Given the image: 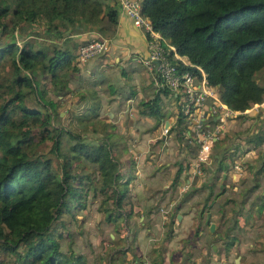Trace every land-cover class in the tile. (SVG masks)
I'll return each instance as SVG.
<instances>
[{"label":"trees","instance_id":"obj_1","mask_svg":"<svg viewBox=\"0 0 264 264\" xmlns=\"http://www.w3.org/2000/svg\"><path fill=\"white\" fill-rule=\"evenodd\" d=\"M139 3L153 28L177 53L200 66L227 106L243 110L263 100L264 84L255 75L264 67V0ZM116 7V0H0V264H86L83 254L61 250V233L54 231L52 222L63 212L75 217L94 199L97 210L116 229L119 225L122 233L129 230V209L123 207L128 201L127 180H120L122 170L110 146L107 128L111 125L102 123L99 128L83 123L89 134L70 130L55 121L57 102L45 96L47 90L55 95L68 90L66 69L76 57L67 46L71 35L84 30L111 35ZM182 68L195 71L193 65ZM157 100L153 95L140 103L149 114L159 116ZM169 129L189 145L183 114L176 113ZM97 132L99 137L87 138ZM47 141L54 158L38 148ZM189 151L195 154V148ZM212 160L215 166L209 169L215 177L226 165L220 154ZM263 165L264 160L253 175ZM175 172L172 186L178 169ZM258 185L254 179L245 192ZM261 191L254 197L257 213L264 208V180ZM116 216L124 222L115 224Z\"/></svg>","mask_w":264,"mask_h":264},{"label":"crops","instance_id":"obj_2","mask_svg":"<svg viewBox=\"0 0 264 264\" xmlns=\"http://www.w3.org/2000/svg\"><path fill=\"white\" fill-rule=\"evenodd\" d=\"M116 8L114 31L106 36L108 48L84 61L72 58L66 69L69 75L68 90L63 95L54 94L56 102L62 104L63 109L68 107L73 97L84 102L87 106L83 107V114L90 112L89 116H93L95 111V117L92 118L95 124L101 120L113 126L114 132L121 135L113 153L122 170L120 180H127L125 187L128 201L123 207L129 209L127 220L130 234L126 241L122 229L113 230L114 223L110 221L112 228H107V241L102 246L109 245L110 249L106 262L101 264H139L140 259H145L147 264L258 262L264 258V217H261L262 208L257 213L253 196L258 188L261 189L264 165L257 175H253V172L264 160V98L262 109H250L248 116L230 119L222 129V135L227 132L231 137L232 143L228 141L230 147L241 154H238L242 163L241 173H235L226 158L223 159L226 169L217 171L218 176L213 177L209 167L215 166L212 158L220 154L213 151L218 138L212 144V164L210 160L201 162V172H193L197 146L189 132L185 133L189 145L183 139L178 141L172 134L174 130L169 129L165 133L160 131L159 136L157 134V130L165 126V119L168 120L167 127L175 121L174 98L169 90L155 81L145 66L152 86L141 83L134 92L135 96L128 93V83L124 82L128 81V66L134 67L135 63L144 65L142 58L147 55L146 37L141 28L133 25L118 6ZM95 35L99 34L93 30L74 33L67 41V46L71 52H76L78 43ZM94 76L100 78L93 85L89 84L88 78ZM153 95L158 96L159 116L149 114L144 105L141 107V100ZM139 97L142 99L133 107L132 102ZM68 117L73 118V114L68 113ZM77 117V120L85 121L83 116ZM156 122H159L160 127L154 132L147 129L139 137L133 130L128 134V125L143 131L145 124L155 126ZM221 146H225L224 143ZM122 147L127 152L121 153ZM193 148L195 154L189 151ZM177 169L178 174L172 186ZM254 179L259 181L260 187L246 193L245 189ZM185 183V189L180 190ZM218 190L221 191L217 193ZM248 203L251 207L247 208ZM208 204V208L204 207ZM202 206L204 210L199 214ZM162 209L165 210V217L162 216ZM254 213L258 214L260 220L252 219ZM118 217L114 219L115 224H120ZM121 220L123 223L124 220ZM209 221L214 222L213 231L207 229ZM252 237L255 240H251ZM231 239L232 243L227 244L226 241Z\"/></svg>","mask_w":264,"mask_h":264},{"label":"built area","instance_id":"obj_3","mask_svg":"<svg viewBox=\"0 0 264 264\" xmlns=\"http://www.w3.org/2000/svg\"><path fill=\"white\" fill-rule=\"evenodd\" d=\"M119 9L131 20L133 25L142 29L146 37L147 55L142 62L152 73L155 81L167 88L174 98L175 113L185 116L186 131L196 144V154L192 171L201 172L200 163L209 162L213 141L221 136L226 122L248 113L250 109H262V101L240 110L222 102L216 88L208 84L205 72L199 65L191 62L186 56L177 53L173 45L153 28L149 18L140 11L139 0H116ZM108 48V39L103 36H91L77 46L76 59L84 61L100 54ZM193 65V69H183L182 65ZM162 133L167 126L162 127ZM235 150L231 155L230 165L235 173H241L242 163ZM186 185H181L184 190ZM162 216L165 210L162 209ZM165 217V216H164ZM129 230L124 231L125 240ZM139 264H147L140 259Z\"/></svg>","mask_w":264,"mask_h":264},{"label":"rangeland","instance_id":"obj_4","mask_svg":"<svg viewBox=\"0 0 264 264\" xmlns=\"http://www.w3.org/2000/svg\"><path fill=\"white\" fill-rule=\"evenodd\" d=\"M135 65H134V67L128 66V81L127 80L124 81L125 84L128 83V93L129 92L132 93V96H135L134 92H136V89H138V87L141 85V83L142 84L148 83V85L152 86L151 85V79L146 74L147 71L145 69L146 68L145 65H143L141 63H135ZM255 77H256L258 82L264 84V67L256 73ZM98 78H100V76H94V77L88 78V80H89L88 82H90L89 84L93 85V83H95L94 81H96ZM45 96L50 97V98H56L55 101H57V97H55L54 93H52L50 90H47ZM73 98L74 99H72L71 102H69L68 107L66 109H63L62 104L57 102L58 104H56L55 108H56V110H59L61 112L56 117H54V119H55V121L59 120V122H61V124H63V125L65 124V126L67 128H69L70 130H76L77 132L80 131L84 134L85 133L89 134V130L88 131L86 130L87 128H82L81 125L83 123L80 122V120L76 119V118H78L77 117L78 115L83 116L84 118H86V116H89L90 112L86 113L85 116L82 115L83 113H81L85 109L83 107L87 106V105L82 101L76 100L75 97H73ZM139 99H142V97H139L138 99L137 98L134 99V101L132 102L133 107L137 104V101ZM142 106H143V104H141V107ZM68 113H71V114L73 113V118L68 117ZM129 116L130 115L128 114V117ZM85 121L86 122L84 124H86L88 126L91 124L94 127L100 128L102 125L101 120H98L99 124H95L96 121L95 120L92 121V119H88V120L86 119ZM159 127H160L159 122H156L155 126L145 124L143 126L144 130L141 131L139 128L137 129V128H134V127L128 125V134H130L133 130V133L135 135L138 134V137H139L140 134L143 133L144 131H146L147 129H148V131L151 130L154 132V131H156V128H159ZM161 129L162 128H159V130H157L158 136H159V132L160 131L162 132ZM107 130L111 133V134L109 133V140L111 142L110 146L112 147V150H114V148H116V146H117L116 141L121 139V135L118 133L116 134V132H114L113 126L107 128ZM172 134L175 137V131H173ZM99 136H100V134L97 132L95 134L92 133V135L87 136V138H92V139L94 138L95 139ZM245 137L246 136L244 135V138ZM230 138L231 137L229 136V134H227V132H226V134L224 133V135L221 134V136L218 138V143H217L216 147H213V151L220 152V155L223 156V159L227 158L229 161H230L231 157L227 156V152H233L231 150L232 148L230 147V144H228L229 142L232 143V140ZM223 143L225 146H221ZM130 147H132V146H130ZM38 148L40 150L46 152L47 155H49L50 157L54 158L53 153H51L49 151V142L48 141L39 144ZM123 152H127V151L125 148L122 147L121 153H123ZM211 153H212V148H211ZM238 154L241 155L240 153H238ZM128 155H129V153H128ZM210 159H211V157H210ZM210 164H212L211 160H210ZM183 185H186V183ZM259 185H260V183H259ZM259 192H261L260 188H258L255 191V194L253 196V199L256 201V203L258 202V199H255L254 197L257 196V193L259 194ZM108 205L110 207L111 203H109ZM97 206H98L97 199H94L93 201L87 202V204L85 205V207L83 209L77 210L75 217H72L69 212H63L59 218L54 219V221L52 222V226H53L54 231L61 233L58 236V241H59L61 250L64 251L66 254L70 251H74L75 253L79 252V253L83 254L86 264L105 263L106 257L108 255V252L110 249L109 245L105 246L104 248L102 246L104 245V242L107 241V231L112 228V225L109 224V223H111L110 222L111 220H106L104 212H101V211L98 212ZM248 207H251V204L248 203L247 208ZM255 207L257 208L258 206L256 205ZM263 210H264V208H262V210L260 209L261 214H262L261 215L262 218L264 217V211ZM113 213L114 212L111 211V213H110L111 216ZM254 214H253L254 217L252 216V219L256 218V219L260 220L259 216H257L258 214L257 213H254ZM117 219H118L117 221L119 223L121 220V217H118ZM118 227L120 229L119 225H118ZM107 228H109V229H107ZM113 230L117 231V229H115V227L113 228ZM128 234H130V232ZM254 238L252 237L251 240H255ZM254 245L257 246V244H254ZM110 257H111V255H110ZM260 257H262V256H260ZM109 261H111V260H109ZM255 261L256 262H254V264H264V258H261L258 262H257V260H255Z\"/></svg>","mask_w":264,"mask_h":264},{"label":"water","instance_id":"obj_5","mask_svg":"<svg viewBox=\"0 0 264 264\" xmlns=\"http://www.w3.org/2000/svg\"><path fill=\"white\" fill-rule=\"evenodd\" d=\"M167 123H168V120L165 119V120H164V125L167 126ZM207 217H208V212H207V216H206V218H207ZM207 229H208V231H213V229H214V222H213V221H209V222H208V224H207Z\"/></svg>","mask_w":264,"mask_h":264}]
</instances>
